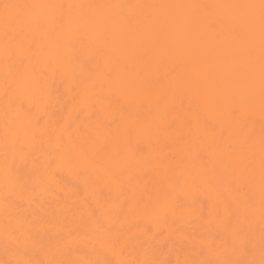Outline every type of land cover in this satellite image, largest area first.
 I'll return each instance as SVG.
<instances>
[{
  "label": "bare ground",
  "instance_id": "6f19581e",
  "mask_svg": "<svg viewBox=\"0 0 264 264\" xmlns=\"http://www.w3.org/2000/svg\"><path fill=\"white\" fill-rule=\"evenodd\" d=\"M261 0H0V264H264Z\"/></svg>",
  "mask_w": 264,
  "mask_h": 264
},
{
  "label": "snow or ice",
  "instance_id": "6c2138e0",
  "mask_svg": "<svg viewBox=\"0 0 264 264\" xmlns=\"http://www.w3.org/2000/svg\"><path fill=\"white\" fill-rule=\"evenodd\" d=\"M260 8H261V17L262 20H264V0H261Z\"/></svg>",
  "mask_w": 264,
  "mask_h": 264
}]
</instances>
